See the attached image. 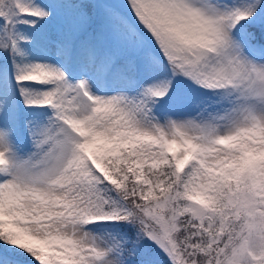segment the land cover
I'll return each mask as SVG.
<instances>
[{
    "label": "snow or ice",
    "instance_id": "6c2138e0",
    "mask_svg": "<svg viewBox=\"0 0 264 264\" xmlns=\"http://www.w3.org/2000/svg\"><path fill=\"white\" fill-rule=\"evenodd\" d=\"M0 264H264V0H0Z\"/></svg>",
    "mask_w": 264,
    "mask_h": 264
}]
</instances>
